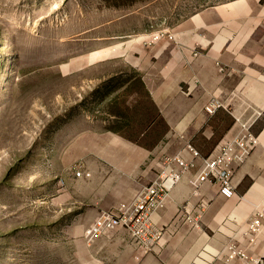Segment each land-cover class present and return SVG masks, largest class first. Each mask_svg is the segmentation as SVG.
Returning a JSON list of instances; mask_svg holds the SVG:
<instances>
[{
    "label": "crops",
    "instance_id": "1",
    "mask_svg": "<svg viewBox=\"0 0 264 264\" xmlns=\"http://www.w3.org/2000/svg\"><path fill=\"white\" fill-rule=\"evenodd\" d=\"M169 31L174 39L164 38L153 46L148 43L156 31L120 33L113 37L118 41L111 51L88 63L87 68L98 64L104 69L109 67L108 59H118L111 62L112 69L136 73L148 103L137 92L127 93L135 100L130 106L123 105L121 98L119 105L113 103L110 92L92 95L83 103L110 101L115 108L112 119L82 106L78 124L71 119L69 136L64 132L61 163L70 172H65V186L57 198L60 211L73 220L67 233L79 238L73 264H240L226 260V246L233 241L251 256L264 259V228L255 245L243 236L264 204V0H226L206 6ZM98 80L104 90L108 80ZM121 81L109 91L120 95V86L136 91L135 78ZM213 98L226 102L229 109L207 114L205 106ZM69 113L72 118L77 111ZM251 120H256L260 145L237 167L235 197H223L213 183L195 192L188 175L154 216L155 227L170 232L162 252L143 254L124 229L94 242L87 240V230L102 212L131 201L157 177L165 155L184 151L192 157L187 150L192 144L208 156L224 138L238 132L239 121ZM78 165L92 176L78 178L74 170ZM202 201L208 206L198 226L186 222L183 208ZM75 230L78 235L73 236Z\"/></svg>",
    "mask_w": 264,
    "mask_h": 264
},
{
    "label": "rangeland",
    "instance_id": "2",
    "mask_svg": "<svg viewBox=\"0 0 264 264\" xmlns=\"http://www.w3.org/2000/svg\"><path fill=\"white\" fill-rule=\"evenodd\" d=\"M223 1L0 0V264H73L80 249L57 198L70 172L61 163L64 132L69 136L71 119L78 124L82 106L112 119L110 101L83 103L92 95L110 92L113 103L121 98L130 106L135 100L128 92L145 94L136 73L112 69L118 59H108L104 69L88 63L111 51L120 33L156 31L153 46L169 38L155 41L160 30ZM92 71L98 74H87ZM100 77L108 80L104 90ZM131 78L136 91H109ZM142 101L148 103L146 95ZM69 110L77 111L75 118Z\"/></svg>",
    "mask_w": 264,
    "mask_h": 264
},
{
    "label": "built area",
    "instance_id": "3",
    "mask_svg": "<svg viewBox=\"0 0 264 264\" xmlns=\"http://www.w3.org/2000/svg\"><path fill=\"white\" fill-rule=\"evenodd\" d=\"M169 32L167 29L160 30L154 37L155 41L166 35L174 39ZM219 68L224 71L222 66L219 65ZM221 109H229V105L218 98H213L205 106V111L211 116ZM255 123L256 120L239 121L238 132L230 138H224L216 150L208 156H203L192 144L187 145L192 157H188L184 151L176 155H165L161 160L162 166L157 177L150 184L143 186L131 201L102 212L87 230V240L94 242L97 238L110 236L116 230L124 229L130 233L143 254L162 252L170 232L157 229L154 216L167 205L175 188L188 175H190L188 183L195 192L204 184L213 183L218 186L223 197L234 198L236 195L234 176L237 167L247 162L260 145V137L254 131ZM199 160L200 164L197 163ZM75 174L78 178L92 176L83 166L77 167ZM207 206L206 201L193 208L189 204L186 205L181 211L184 215L183 219L198 226L202 212ZM195 211H198V215ZM247 226L243 236L250 245H255L257 237L264 228V204L256 210ZM225 255L228 262L238 260L240 264H264L263 258L251 256L246 247L237 241L227 244Z\"/></svg>",
    "mask_w": 264,
    "mask_h": 264
},
{
    "label": "trees",
    "instance_id": "4",
    "mask_svg": "<svg viewBox=\"0 0 264 264\" xmlns=\"http://www.w3.org/2000/svg\"><path fill=\"white\" fill-rule=\"evenodd\" d=\"M1 75H2V59H0V82H1Z\"/></svg>",
    "mask_w": 264,
    "mask_h": 264
}]
</instances>
